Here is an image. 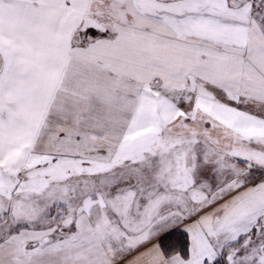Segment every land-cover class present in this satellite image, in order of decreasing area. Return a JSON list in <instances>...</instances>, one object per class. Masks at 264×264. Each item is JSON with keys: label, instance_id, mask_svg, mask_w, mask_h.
I'll return each mask as SVG.
<instances>
[{"label": "snow or ice", "instance_id": "6c2138e0", "mask_svg": "<svg viewBox=\"0 0 264 264\" xmlns=\"http://www.w3.org/2000/svg\"><path fill=\"white\" fill-rule=\"evenodd\" d=\"M0 264H264V0H0Z\"/></svg>", "mask_w": 264, "mask_h": 264}]
</instances>
